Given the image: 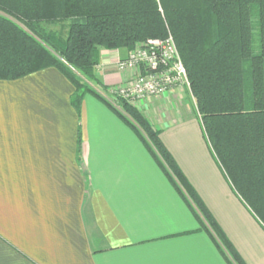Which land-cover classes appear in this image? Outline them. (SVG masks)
Listing matches in <instances>:
<instances>
[{
  "label": "crops",
  "instance_id": "obj_1",
  "mask_svg": "<svg viewBox=\"0 0 264 264\" xmlns=\"http://www.w3.org/2000/svg\"><path fill=\"white\" fill-rule=\"evenodd\" d=\"M101 53L104 85L125 78ZM54 67L0 79V264H230L133 129ZM160 131L246 264H264V226L205 136L190 91L133 104Z\"/></svg>",
  "mask_w": 264,
  "mask_h": 264
},
{
  "label": "trees",
  "instance_id": "obj_2",
  "mask_svg": "<svg viewBox=\"0 0 264 264\" xmlns=\"http://www.w3.org/2000/svg\"><path fill=\"white\" fill-rule=\"evenodd\" d=\"M260 51L254 52L252 9ZM67 23L66 37L44 24ZM171 34L187 70L205 136L237 194L264 226V0H0V79L54 67L105 103L152 154L223 257L246 264L160 138L126 100L117 108L93 84L103 49L130 51ZM81 74V79L78 75Z\"/></svg>",
  "mask_w": 264,
  "mask_h": 264
},
{
  "label": "built area",
  "instance_id": "obj_3",
  "mask_svg": "<svg viewBox=\"0 0 264 264\" xmlns=\"http://www.w3.org/2000/svg\"><path fill=\"white\" fill-rule=\"evenodd\" d=\"M115 63L120 70L138 71L126 86L111 94L115 103L117 98L133 103L161 96L173 88L190 86L186 67L171 34L166 38L148 39Z\"/></svg>",
  "mask_w": 264,
  "mask_h": 264
},
{
  "label": "rangeland",
  "instance_id": "obj_4",
  "mask_svg": "<svg viewBox=\"0 0 264 264\" xmlns=\"http://www.w3.org/2000/svg\"><path fill=\"white\" fill-rule=\"evenodd\" d=\"M251 20H252V26H253V39H254L253 48H254V52L258 53L260 51V24H259V15H258V8L257 7H253V9H252ZM44 27L46 28L47 31L56 32V33L62 35L63 37H66L67 23H63V24L48 23V24H44ZM149 39H151V38H149ZM140 46H141V44H138L135 48L128 51L126 57L128 56V54L130 52L134 51L135 49L139 48ZM116 69L119 72H123L124 74L126 73L124 80H122L118 84L112 85V86L104 85L101 81H100V83L93 84V86L96 89H98L117 108L120 109V107L117 105V101H116V103L112 101V99H114V97L111 94L116 92V90L118 88L126 86L137 75L138 71L136 69H127V70H120L118 68H116ZM78 75L80 76L81 79H84L81 74L78 73ZM180 88H184L185 90L190 91V86L185 85L184 87H180ZM174 89H179V88H173L170 91H173ZM190 93H191V91H190ZM138 102L139 101H134L131 104L138 103Z\"/></svg>",
  "mask_w": 264,
  "mask_h": 264
}]
</instances>
